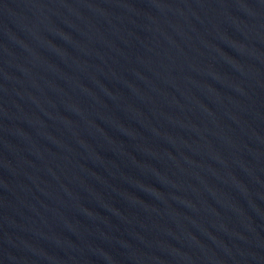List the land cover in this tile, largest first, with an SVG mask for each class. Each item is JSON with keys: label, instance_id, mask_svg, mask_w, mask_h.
Wrapping results in <instances>:
<instances>
[{"label": "water", "instance_id": "1", "mask_svg": "<svg viewBox=\"0 0 264 264\" xmlns=\"http://www.w3.org/2000/svg\"><path fill=\"white\" fill-rule=\"evenodd\" d=\"M0 264H264V0H0Z\"/></svg>", "mask_w": 264, "mask_h": 264}]
</instances>
